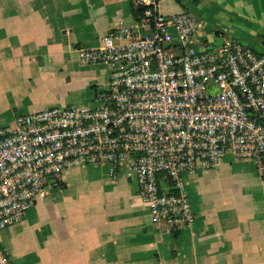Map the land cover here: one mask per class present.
I'll list each match as a JSON object with an SVG mask.
<instances>
[{
	"label": "built area",
	"instance_id": "obj_1",
	"mask_svg": "<svg viewBox=\"0 0 264 264\" xmlns=\"http://www.w3.org/2000/svg\"><path fill=\"white\" fill-rule=\"evenodd\" d=\"M162 0H132L140 13L106 45L82 51L103 65L92 103L40 109L0 125V233L21 223L75 168L129 174L152 221L177 235L196 220L187 178L232 155L264 181V51L229 36L209 41L189 12L159 13ZM0 264H14L0 243Z\"/></svg>",
	"mask_w": 264,
	"mask_h": 264
},
{
	"label": "crops",
	"instance_id": "obj_2",
	"mask_svg": "<svg viewBox=\"0 0 264 264\" xmlns=\"http://www.w3.org/2000/svg\"><path fill=\"white\" fill-rule=\"evenodd\" d=\"M182 12L199 22L203 39L229 36L264 51V0L160 2L164 16ZM135 23L132 0H0V125L105 88L106 67L83 65L82 51ZM78 69L89 75L73 85ZM67 86L73 91L64 95ZM108 172L105 165L75 176L68 170L62 189L2 231L14 264H264V181L253 161L229 155L189 178L196 220L177 235L152 221L129 174L113 181Z\"/></svg>",
	"mask_w": 264,
	"mask_h": 264
},
{
	"label": "rangeland",
	"instance_id": "obj_3",
	"mask_svg": "<svg viewBox=\"0 0 264 264\" xmlns=\"http://www.w3.org/2000/svg\"><path fill=\"white\" fill-rule=\"evenodd\" d=\"M100 68V72H101V74L103 73V71H104V69L102 68V66L101 67H99ZM99 68H97V69H99ZM87 69H78L77 71L78 72H76V73H74V74H72V78H74V80H73V85L75 84V79H81L84 75H89V73H86L85 74V71H86ZM79 80H77L76 82H78ZM72 84H69V85H71L72 86ZM72 89H70L68 86H67V89H62V94H64V95H68V93L71 91ZM73 91V90H72ZM77 95H78V93L77 94H75L74 92L73 93H71V97L72 98H76L77 97ZM77 99V98H76ZM92 99H93V95L91 94V92L90 91H88V93H86L85 94V101L84 100H82V101H75V102H72V103H70V104H67V105H86V104H90V103H92ZM59 107H63L64 105H58ZM81 169L82 168H75V169H70V171H71V175H74V174H80L81 173ZM96 171H95V173H101V170H99V169H95ZM67 172V171H66ZM75 176V175H74ZM97 176H99V175H97ZM76 178H78V177H76ZM186 181H187V185H188V181H189V178H187L186 179ZM55 190H57V189H54L53 190V192L55 191Z\"/></svg>",
	"mask_w": 264,
	"mask_h": 264
},
{
	"label": "trees",
	"instance_id": "obj_4",
	"mask_svg": "<svg viewBox=\"0 0 264 264\" xmlns=\"http://www.w3.org/2000/svg\"><path fill=\"white\" fill-rule=\"evenodd\" d=\"M134 17H135V19H140L141 15H140V13L135 12L134 13Z\"/></svg>",
	"mask_w": 264,
	"mask_h": 264
}]
</instances>
